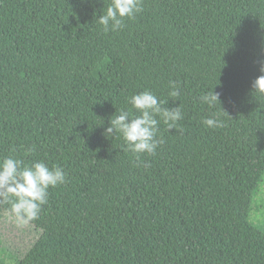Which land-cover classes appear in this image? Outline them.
I'll list each match as a JSON object with an SVG mask.
<instances>
[{
	"label": "trees",
	"instance_id": "16d2710c",
	"mask_svg": "<svg viewBox=\"0 0 264 264\" xmlns=\"http://www.w3.org/2000/svg\"><path fill=\"white\" fill-rule=\"evenodd\" d=\"M111 2L0 0V159L67 176L15 264H264L251 221L264 180V95L252 88L264 0H141L105 32ZM212 90L220 102L202 103ZM143 91L183 118L169 129L157 116L163 143L137 156L103 133L121 110L139 115L129 101Z\"/></svg>",
	"mask_w": 264,
	"mask_h": 264
},
{
	"label": "clouds",
	"instance_id": "9594fccd",
	"mask_svg": "<svg viewBox=\"0 0 264 264\" xmlns=\"http://www.w3.org/2000/svg\"><path fill=\"white\" fill-rule=\"evenodd\" d=\"M141 11V0H112L106 12L99 16V23L105 32L116 31L123 26L125 17L132 19ZM259 71L262 75L255 79L252 88L264 95V61L260 63ZM169 94L179 96V90L174 84ZM200 101L214 105L219 101V94L212 90L203 94ZM129 103L139 115L132 116L129 111L121 110L114 119H110V126L103 134L109 137L119 132L133 154L155 155L156 149L163 143L157 138L159 121L156 117L160 116L171 129L183 118V113L179 106L175 109L162 108L163 101L151 91L133 95ZM203 124L208 128L223 127V123L215 117L205 118ZM66 182L67 176L61 167L50 168L43 161L25 166L23 160L13 156L0 159V205L10 204L8 211L19 226L37 220L42 206L48 202L49 189Z\"/></svg>",
	"mask_w": 264,
	"mask_h": 264
},
{
	"label": "rangeland",
	"instance_id": "374dc122",
	"mask_svg": "<svg viewBox=\"0 0 264 264\" xmlns=\"http://www.w3.org/2000/svg\"><path fill=\"white\" fill-rule=\"evenodd\" d=\"M251 221L256 227L264 228V180L255 196ZM38 236L39 232L33 226H19L13 216L0 210V259L15 264L13 257L23 258Z\"/></svg>",
	"mask_w": 264,
	"mask_h": 264
}]
</instances>
